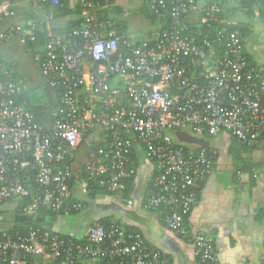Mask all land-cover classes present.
<instances>
[{"label": "built area", "instance_id": "1", "mask_svg": "<svg viewBox=\"0 0 264 264\" xmlns=\"http://www.w3.org/2000/svg\"><path fill=\"white\" fill-rule=\"evenodd\" d=\"M62 1L38 0L50 9ZM74 1L82 9V25L66 36L51 34L33 58L47 85L59 93L50 127L36 122L21 101L22 84L12 81L0 63V205L20 200L21 215L68 216L83 209L70 196L73 177L83 195L89 182L118 194L146 159L154 175L144 208L165 209V228L189 238L197 260L215 263L212 242L190 232L184 218L197 204L217 152L209 145L179 142L177 136L200 140L228 134L238 146L253 147L264 133V69L249 65L244 38L227 28L216 3L140 0L169 26L150 40L133 41L89 16L101 3ZM258 1L264 12V0ZM11 8L10 0H0L1 23ZM53 19L52 12L41 14L0 39L17 34L30 44L36 30ZM85 139L94 147L74 175L67 161ZM12 205L14 210L17 204ZM100 263L170 261L152 252L140 233L115 223L105 228L93 221L82 240L39 228L25 233L0 228V264Z\"/></svg>", "mask_w": 264, "mask_h": 264}, {"label": "crops", "instance_id": "2", "mask_svg": "<svg viewBox=\"0 0 264 264\" xmlns=\"http://www.w3.org/2000/svg\"><path fill=\"white\" fill-rule=\"evenodd\" d=\"M10 1L11 13L1 23L0 34H9L15 27L25 29L32 17L40 13L38 0ZM116 3L124 9L126 16L140 5L139 0H116ZM30 15V20L26 21ZM231 18H228L229 22ZM250 29L244 37L250 64L264 69V21L254 17ZM27 55L30 54L17 34L9 40L0 39V58L17 64V82L24 80L27 90H31L35 89L34 86L29 85L22 73L27 62L21 59ZM39 74L42 86L43 75L40 71ZM195 145L214 147L217 157L201 185L197 204L185 220L186 227L212 242L217 255L213 264H264V133L252 148L243 152L228 134L203 138ZM245 166H252L253 175L245 171ZM153 175V163L140 159L128 201L99 195L87 198L80 192V183L75 178L70 192L84 201L82 211L71 216L42 218L41 225L52 232L82 240L93 221L109 214L122 226H134L151 251L166 256L170 264H206L195 258L189 238L180 237L165 228L161 210L149 212L144 208Z\"/></svg>", "mask_w": 264, "mask_h": 264}, {"label": "trees", "instance_id": "3", "mask_svg": "<svg viewBox=\"0 0 264 264\" xmlns=\"http://www.w3.org/2000/svg\"><path fill=\"white\" fill-rule=\"evenodd\" d=\"M85 1L92 3L99 2L102 5L99 10L91 11L89 13V16L92 17L93 20L97 22L109 23L113 28V30L115 31L116 35L121 38L127 37L133 41H141V40L133 39L129 36L128 24L124 19V9L116 3V0H85ZM200 1L201 0H196L198 4L201 3ZM212 3H216L221 7L222 12L220 14V19L224 20V23H226L227 28L230 31L238 30L243 38L247 36L248 33L251 31L250 24L254 17L264 21V12L260 10L261 4L258 0H244V1L207 0L204 3L202 1V5H208ZM39 6H41L40 13L36 16H33L32 19L30 20L32 15L31 14L29 17H27L26 21L28 19L30 20V22L33 20H38L41 14L48 12L53 13L54 19L50 27H47L48 25L44 24L43 26H41L36 30L34 34L33 42H31L30 44H24L26 51L31 55L32 59L35 57V55L42 52L51 34L55 33L61 36H66L73 29L80 27L84 21V15L82 13L81 7L79 6V2H76L74 0H64L60 3L58 7L53 9H50L45 4H40ZM130 12L134 13L135 15L142 16L145 19V21L149 22L150 25L152 26L158 25L159 28L157 29V32L155 34L162 33L169 26V21L167 19L164 20L158 17L157 15H155L148 8L147 3L140 2V5ZM229 16H232L231 18L232 21L230 22L228 21ZM108 30H112V29H108ZM152 38L153 35H151L148 40ZM247 58L249 65L253 67L250 64L249 56H247ZM0 63L2 64L5 71L9 72L11 80L17 81V76L15 75V69L17 67V64L13 61L4 60L2 58H0ZM23 88H24V94L21 98V101L24 102L26 104V107L33 113L35 120L38 124L46 128L50 127L54 120L52 115L56 112L59 104L58 91L48 86L47 83L45 82L44 77H43V84L39 89V93L42 95L41 101H39L35 95H31L29 93V90H27L24 86ZM93 147L94 146H92V144L87 139L83 140L82 143L74 151L73 159L67 161V164L74 175L78 174L81 170L82 165L89 161V150L92 149ZM238 147L240 152L252 148V147H240V146ZM251 170H252V166L251 167L245 166V171H248L250 172L251 175H253L251 173ZM74 179L75 177H73L71 182L69 183L70 191ZM131 188H132V182L127 184V187L124 191L118 194H112L104 189H98L97 187H95V185L92 182H89L88 194L84 196H87V198L91 199L99 195L110 198H118L121 199V201H128L130 198ZM70 196L72 200H78L75 196L72 195L71 192H70ZM80 201L82 202L84 207V201L83 200ZM11 203H16L17 206L14 208V210L12 209L10 211L7 209L11 206ZM23 203L24 202L20 200H15V201L13 200V201L3 202L0 205V220H3V217L5 216V214H8L9 211L14 216L13 221L8 226L9 231L12 233L19 231L25 233L28 231L29 228H36V229L39 228L43 230H48L41 225V221H42L41 219L54 217V216H62V215H55L47 211L40 212L37 215V217L34 218L24 216L18 212V209L22 207ZM2 206H6L8 208L6 210H2L1 208ZM160 210L163 212L162 215L164 217L165 209L161 208ZM76 213L78 212L71 213V215H74ZM261 214L262 212L260 213V215ZM186 218L187 216L184 219L186 220ZM96 222L105 228H109L113 223L117 225H121L119 221L116 220L114 221V218L109 214H105L99 217L96 220ZM123 227L128 232L140 233L134 226L127 225ZM100 264H107V263H100Z\"/></svg>", "mask_w": 264, "mask_h": 264}, {"label": "rangeland", "instance_id": "4", "mask_svg": "<svg viewBox=\"0 0 264 264\" xmlns=\"http://www.w3.org/2000/svg\"><path fill=\"white\" fill-rule=\"evenodd\" d=\"M204 2H206L207 0H201ZM212 1V0H211ZM200 5H202V3H199ZM230 18L232 16H229ZM124 19L126 20L127 24H128V33L129 36L133 39L136 40H148L150 38L151 35H154L157 32V29L159 28L158 25H150L149 22L145 21V19L140 16V15H135L134 13H129V15L127 14L124 15ZM22 61H26L27 62V68L26 70L22 69V73L25 76L26 81L29 83L30 86H34L35 89H31L29 90V93L31 95H35L36 98L41 101L42 95L39 93V89H40V85H41V76L39 74V70L36 66V64L33 62V59L31 58V56L27 55L24 58L21 59ZM24 81V80H23ZM22 81V86L25 87V81ZM37 85V86H35ZM39 86V87H38ZM26 88V87H25ZM28 89V88H26ZM2 210H6L8 207L6 206H2L1 207ZM13 209V205L10 206L7 210H12ZM5 214V216L3 217V220H0V228H8L9 224L13 221L14 216L10 213ZM65 223L67 225L70 224V222L68 220L65 221Z\"/></svg>", "mask_w": 264, "mask_h": 264}, {"label": "water", "instance_id": "5", "mask_svg": "<svg viewBox=\"0 0 264 264\" xmlns=\"http://www.w3.org/2000/svg\"><path fill=\"white\" fill-rule=\"evenodd\" d=\"M179 142L185 143V144H194L195 142H197L198 140H194L192 138H189L188 136H184V135H178L177 136Z\"/></svg>", "mask_w": 264, "mask_h": 264}]
</instances>
